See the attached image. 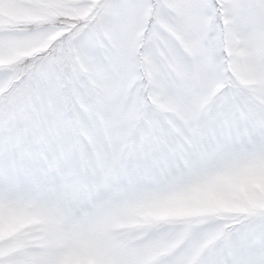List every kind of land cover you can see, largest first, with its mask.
<instances>
[{"label":"snow or ice","instance_id":"snow-or-ice-1","mask_svg":"<svg viewBox=\"0 0 264 264\" xmlns=\"http://www.w3.org/2000/svg\"><path fill=\"white\" fill-rule=\"evenodd\" d=\"M0 264H264V0H0Z\"/></svg>","mask_w":264,"mask_h":264}]
</instances>
